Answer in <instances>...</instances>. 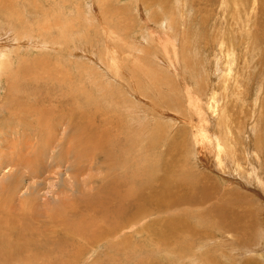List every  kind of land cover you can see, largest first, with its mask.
Instances as JSON below:
<instances>
[{
    "label": "rangeland",
    "instance_id": "rangeland-1",
    "mask_svg": "<svg viewBox=\"0 0 264 264\" xmlns=\"http://www.w3.org/2000/svg\"><path fill=\"white\" fill-rule=\"evenodd\" d=\"M40 1L43 2V6L47 9V14L52 13L51 17H55L53 26L54 47L46 46L51 50L46 52V57L48 58H45V55H40V58L49 59L51 56L52 58L45 64V69L29 63L26 64L27 69L25 70L35 73L36 77L34 75L22 76L21 82L30 87V92L26 97L27 101H30L32 105L36 102L37 109H51L57 121L56 124H52L53 133H49V140H51V142H48L49 148L47 143L40 142V140L43 141L44 137L39 136L38 140L34 141L33 145L36 146L32 147L33 150L28 149L27 155L25 154L27 149L22 148L25 150L21 153L23 156L18 157L16 150H13V155H10L9 146L13 144V141H16V144H18L19 137L20 139L22 137L23 139L26 138L28 141L29 135L27 136V134L19 132L22 131L19 128V131L17 130L19 134L17 135L9 136V131L8 135H6L7 132L5 130L0 132V137L3 136L5 139L3 137H1L2 140L0 139V200L6 199L9 203L16 206L19 199L26 197V199L31 200L30 203H36V207L41 210H43L44 206H46L44 207L45 210L46 208L54 210L57 208L56 205L60 209L59 206L63 207L65 205L66 207V204H62V202H68V213H61L60 215H67V217L71 218V215L77 213L79 210L80 205L76 199L82 201V195H90L96 189H100L101 185L108 180L107 171L109 177L112 178L113 172L110 169H113L117 165L116 175L132 170L136 172L134 174L135 179H133L136 182H142L145 175H147L148 166L156 164L163 169L162 161L164 153L168 154L169 150L170 153H177L182 159L181 165L173 166L175 168L174 174L179 173L182 182L192 185L193 190L202 188L206 194L210 195L216 190L215 187L219 186L220 182H223L226 185L229 184L228 187L230 186L231 190L238 191L241 194L245 192V195L251 196L250 203L252 204L249 205V212H247L248 214L245 217V224H248L249 227L248 236L245 238H239L238 236L237 239L236 236L234 237L231 234L226 235V237H220L219 235L217 237L213 235L211 228L207 227L206 230L203 229L204 225H197V233L201 231V234L199 236H197V233L195 234L194 244L210 239V246L204 244L205 246H201L196 254L200 253L208 259L211 258L210 260L219 262L224 260L223 257L227 258L226 254H230L229 250H231L233 253L231 255L232 260L235 257L239 259L240 256L245 255L247 261L251 258L255 259V257L257 259L254 261H259L260 258L255 253L250 254L249 257L246 255V252H250V248L254 247L255 238L258 237L256 233L260 232L264 227V203L261 202V200H264L262 190L264 185L256 184L253 181V177H249V183L245 184L237 178L238 175L236 176V174H228L225 170H214L212 165H207L209 162H206L205 166L203 164L198 165L190 157L189 151L191 147L190 136L195 130L191 132L186 122L180 119H184L183 116L187 112L191 113L184 92L190 79H192L191 82L195 79L202 80V64L204 63L202 56L205 55L204 46H209V42L212 36H214L213 32L218 31L222 33L223 39L225 38L223 40L224 50L222 57H226L224 52L227 47L235 55L233 59L236 64H234L235 67L233 66V70L235 71H233V74L236 73L235 76L240 80L242 88H245L244 94L247 96V100L253 105L255 103V106L256 102L259 101L258 107L261 106L262 110L259 122L261 120L262 122L259 123V126H256V124L255 126L257 128L260 127L264 133V118H262L264 117V0H255L256 10H253L251 14L249 12L252 10L254 0H236L237 5L235 7L230 2H227L228 8L225 10L228 11L225 15L229 19L228 21L224 19L225 15L222 17L219 12L222 0H184L185 6H183L182 10L186 18L184 22L186 25L182 24L181 20L183 16L177 10L180 8L179 6H182V3L176 0ZM11 4L13 5L12 0ZM10 8V4H5L1 9L0 18L7 19L6 13L9 12ZM241 10L246 12L245 18L242 16L244 13ZM232 15L233 17L237 15L242 16L244 18L243 22L240 19H236V22L235 20L231 21ZM165 18L167 22H170L166 24ZM165 24L169 26V30ZM0 25H4V23H0ZM163 26L166 30H164ZM10 31H7L3 36L7 37L10 35V39L7 42L11 46L8 48L14 47L16 43V40L13 39V33ZM171 31L173 32L172 35H174L169 37L168 40L169 43L170 41L175 42L176 57L180 59L179 64L176 63V67L179 68L178 70H180L182 76L185 75L186 77H176L175 71L171 70L168 62H166L167 60L162 54L161 48L155 45L156 42L151 44L149 41L153 39L155 41L159 34H163V36L166 34L167 36L168 33L171 34ZM66 33L69 34L67 35ZM102 34L105 35L103 36ZM141 36L144 37V42H147L139 41L141 40ZM184 38H188L192 45L198 46L194 52L189 44L180 43ZM124 40L123 44L125 46H122L121 42ZM21 44L22 49L27 48L23 43ZM209 48L210 46L207 49ZM168 49L170 60H172V49L171 47H168ZM35 50L32 52L33 54L36 52ZM44 50L43 48L39 49L40 53L44 52ZM216 51L214 49L211 50L207 59L210 60L212 57L211 53H216ZM117 54L118 56H116ZM114 55L116 56L115 59H113ZM156 55L158 58H156ZM27 56L30 55L24 54L23 57L28 58ZM222 57L221 60H223ZM119 58H123V62L122 59L119 61ZM164 62L167 64H164ZM222 63H219L221 70ZM121 67L122 72L133 71L134 76L139 79L141 89L138 88L136 91L129 90L125 92V86H120L117 80L105 74V70L121 71ZM12 68L13 66L11 70ZM127 68L130 69L128 70ZM49 71L53 72V76H48L50 75ZM146 75L149 79H147ZM45 76L50 77L51 80L45 79ZM142 76L148 80L145 83L147 86L141 83ZM201 83V87H203L205 84L204 82ZM233 83V81L229 82V85ZM39 86L41 87L39 88ZM6 87V79L2 77L0 79L1 95H4L8 90ZM170 87L173 92H170V95L165 94L164 96H169L167 97L168 99L164 97L160 101L161 94L163 93L161 89L163 88L162 90L165 92ZM190 88V91L194 92L197 87L190 86ZM156 95H158L157 98ZM171 96L175 98V102L171 100L172 98L170 99ZM1 97L0 102L3 100ZM251 98L257 100L254 101ZM171 103L174 106H170L169 104ZM140 109L143 113L140 112ZM128 110H130L129 113L126 112ZM80 113L83 114L80 117L81 120L74 116H78ZM11 114L8 109H1L0 107V120L3 118V122L6 118H11L14 121L16 117L6 116ZM70 114L72 117L74 116L73 120H71ZM45 119H47L46 114ZM75 122H80L78 132L76 130L77 127L72 124ZM165 124L168 126L169 132L165 130ZM236 125L238 124L236 123ZM26 127L30 131L36 128L31 120L28 121ZM157 128L159 132L156 134L159 137H162V134L165 132L164 135L166 137L163 138L168 142L170 141V134H172V136L180 141L179 146L173 145L169 149L170 146L164 141L157 140L154 143L151 134L153 129L157 131L155 130ZM183 128L186 131L185 137L182 132ZM31 133L33 132L31 131ZM263 133L261 134L264 136ZM30 136L29 139L34 140L33 134ZM182 137L187 138V140L183 138L185 140L182 142L183 146H181ZM38 142L42 143L41 153L38 149ZM130 145H132L131 148L126 150L127 146ZM247 147L248 150L243 154L251 155L252 157L254 153L253 146L248 145ZM206 149L207 151L205 152H208L211 156L214 148L208 145ZM78 156L79 158H77ZM129 156L133 158L128 160ZM263 173L264 171L259 176L264 183ZM235 178L237 179L234 181ZM254 189L259 190V194L253 191ZM232 196L234 201L238 200L235 195ZM221 197L226 198V196ZM40 206L42 207L39 208ZM54 206L56 207L54 208ZM242 207L246 208L245 206ZM9 215L12 214L6 212L5 216ZM57 218L58 216L55 217V220ZM92 220L93 218H91ZM92 230L93 228L91 227L86 232H91ZM46 234V238L50 239L53 246V242L51 241V236L53 235L48 231ZM36 237L37 239L40 238L39 242L42 241L41 237L38 235ZM224 238L229 239V242L223 243ZM111 240L109 239L110 242ZM140 240V235L136 234L133 240L134 244L138 246ZM85 241L89 242L88 240ZM116 245L120 246L121 244L116 243ZM61 246L66 248L65 250L80 251V255H78L79 261L68 257L62 260L63 264H121L119 259L112 258L110 260L111 252L113 251L112 249L110 250L109 243L106 240H102L101 243L94 247L91 244L87 247L81 242L78 246L77 243L72 244V246ZM223 250L225 252L222 253L221 251ZM127 252H129L127 254L131 253L130 251ZM145 253L144 251L136 252L139 257L144 256ZM164 254L166 255V253ZM69 255H72V252H69ZM131 259L132 264H135L133 258ZM19 261L15 259L9 264H22ZM166 261L172 264L169 261L168 255H166ZM260 261V264H264V259ZM227 263L232 264L230 261L225 264ZM125 264L128 263L126 262ZM233 264L238 263L233 262Z\"/></svg>",
    "mask_w": 264,
    "mask_h": 264
},
{
    "label": "bare ground",
    "instance_id": "bare-ground-1",
    "mask_svg": "<svg viewBox=\"0 0 264 264\" xmlns=\"http://www.w3.org/2000/svg\"><path fill=\"white\" fill-rule=\"evenodd\" d=\"M176 1L182 3V6H179L180 8L177 10H179L180 14L183 16L181 20L182 24L186 25V23H184L186 18L184 11L182 10L183 6H185V1ZM227 2L233 4V7L237 5L236 0H225L224 3L222 0V6L219 8L222 17H224L228 11L225 10L228 8V4H226ZM7 3L11 5L9 12L6 11L7 19L0 18V23H4V25H0V79L2 77L6 79V89L8 90L6 92L4 91L5 94H2L3 97H1L2 95L0 94V97L3 99L0 102V107L1 109H8L10 114L12 113L11 115L6 116H14L16 118L14 121H12L11 118H6L4 122L2 118V121L0 120V132L5 130L7 132L6 135H8L9 131V136L17 135L19 132L27 134V136L29 135V138L31 137V134L34 136V140L28 138V141L30 142H28L26 138H24L25 141L23 137L22 139L19 137L17 141L18 144H16V141H13V144L9 146V152H11L10 155H13V150H16L18 157L21 155L23 156L21 153L26 149L25 154H27L28 149L33 150L32 147L36 146L33 145L34 141L36 139L38 140L39 136L44 137V139H42L43 141L40 140V142L47 143L49 148L50 145L48 142H51V140H49V133H53L52 124H56L57 121L54 114L51 112V109H37V103L35 101L33 105L30 101H27L26 97L30 92V87L21 82L22 76L24 77L25 75L35 74L25 70L27 69L26 64L29 63L41 69H45V64H47L49 59L52 58L51 56L49 59H43V57H41V59L40 55H45L44 57L48 58L46 57V52L51 50L46 46L52 47L54 44L53 26L55 17H51L53 15L52 13L47 14V9L43 6V2L40 0H12L13 5L11 4V0H0V13H2V7ZM252 4L253 6L251 12H249L250 14L253 10H256L255 0ZM243 13L242 16L245 18L246 12ZM242 16L237 15L236 17H233L232 15V18L234 19L231 18V21L235 20L236 22V19H240L243 22L244 18ZM226 17L227 16L225 15L224 19L228 21L229 19ZM165 21L166 24L170 22H167L166 18ZM166 24L165 26L169 30V26ZM9 30L12 31L10 32L13 33V39L16 40L15 46H12L11 48H8L11 45L7 42V40L10 39V35L3 37ZM164 30L166 29L164 28ZM172 33L173 32L171 31V34L168 33L167 36L166 34H164L165 36L159 34L155 41L154 39L149 41L151 44L156 42L155 45L161 48L160 50L167 60L166 62H168L171 70L175 71L176 77H184L185 75L182 76V73L178 70L179 68L176 67V63L180 61V59H177L178 57H176V44L173 41H170L169 43L168 40L169 37L174 35H172ZM213 34L214 36H212L209 42L210 48L207 49L209 46H204L205 55L202 56L204 60V63L202 64V80L195 79L191 82L192 79L188 81L185 78L188 81V84L187 86L185 85L186 89L184 95L188 101V107L190 108L191 113L187 112L183 116L184 119L180 120L186 122L191 132L195 130L190 136V157L194 159L198 165L203 164L205 166V164H207L206 162H209L207 165H212L214 170H225L228 174H236V176L238 175L237 178L242 180L245 184L249 183V177H253V181H255L256 184L264 185L259 176V174L264 171V136L261 134L263 133V130L260 129V127H256L262 122V120L259 122V116H261L262 112L261 106L258 107L259 101L256 102L255 106V103L253 105L247 100V96L244 94L246 91L245 88H242L240 80L235 76L236 73L233 74V66L235 67L234 64H236L233 59L235 55H233L230 52V48L227 47L224 52L226 57H222L224 50L223 40L225 38L223 39L221 32L214 31ZM125 40L121 42L122 46H125V44H123ZM139 41L144 42V37L141 36V40ZM21 43L27 48L22 49ZM180 43L189 44L193 49V52L198 47L195 44L192 45L188 38H184ZM168 47H171L172 49V60H170L168 54ZM182 47L184 46L182 45ZM41 48L47 50L40 53L39 49ZM34 49H36V52L33 54L32 52ZM213 49L217 51L216 53H211L213 58L211 57L210 60H208L207 56ZM24 54L30 56L24 58ZM103 54L105 55V53ZM116 56H118V54ZM116 56L114 55L113 59H115ZM221 57L223 60H221ZM156 58H158L157 55ZM121 59L123 62V58ZM121 59L119 61H121ZM130 61H132V59H130ZM166 62H164V64ZM220 62L224 63H222V70L220 68L221 65H219ZM12 66L13 68L11 70ZM49 74L50 75L48 76H53V72L51 73V71H49ZM105 74L107 76L110 75L112 79L117 80V82L120 83V86H125V92L129 90L136 91L138 88L141 89V86H139V79L134 76L133 71L122 72L121 67V71L105 70ZM34 77L36 76L34 75ZM46 78L51 80L50 77L45 76V79ZM147 79L149 78L147 77ZM147 79L142 76L141 83L144 86H147L145 85L148 81ZM232 81L234 83L229 85V82ZM201 82H204L205 84L203 87H201ZM41 86H39V88ZM190 86L197 88L193 92L190 91ZM170 88L169 90L166 89L165 92L162 90L163 88L161 89L163 93L161 94V100L158 98L160 101L166 97L164 96L165 94L170 95V92H173L172 88ZM161 91H159V93H161ZM48 92L47 94L49 95ZM157 96L158 95H156V98ZM170 99L175 102L174 97L171 96ZM253 100L256 101L257 99ZM169 105L174 106L173 103ZM129 111L130 110L126 112L129 113ZM140 112H142V110ZM35 113L36 115L34 116ZM45 114L47 119H45ZM74 116L79 119L83 114L80 113V115H78L79 117L77 115ZM74 116L72 117L71 115V120H73ZM29 120H31L32 124L36 127L35 130L31 129L33 132L31 134V131L26 127ZM236 123L238 125H236ZM72 124L77 127L76 130L78 132L80 122ZM18 128L22 131H19ZM155 130L157 131H154L153 129L151 134L154 143L157 140L164 141L170 146L169 149H171L173 145L176 147L179 146L180 141L172 136V134H170V141L167 142L163 138L166 137V135H164L165 132L162 134V137H159V135L156 134L159 132L158 128ZM165 130H169L167 125L165 126ZM182 132L184 136L186 132L184 128L182 129ZM184 137L181 139V146H183L182 142L187 140V138L185 139ZM50 144L52 145V143ZM38 145L39 152L41 153L40 150L42 149V143L38 142ZM208 145L214 148L211 152V156L208 152H205L207 151L206 147ZM248 145L253 146L254 153L252 154V157L251 155L248 156L243 154L248 150ZM131 146L132 145L127 146L126 150H129ZM169 153V150L168 154L164 153V159L162 161L163 169L156 164L147 167V175H145L142 182H136L134 180V174L136 172H133L132 170L124 171L120 175H116L115 172L118 169V166L116 165L113 169H110L113 172L112 178L109 177L107 171L108 180L101 185L100 189H96L94 193L90 195H82V201L76 199L80 205L79 210L77 213L71 215V218L69 216L67 217V215H60L61 213H68V202H62V204H66V207L65 205L63 207L59 206L60 209L58 208V205H56L57 208L54 210H50L49 208H46L45 210L44 207L46 206L41 210L36 207V203H30L31 200L26 199V197L24 199H19L16 206L9 203L6 199L0 200V264L12 263L15 259L20 260L19 263L22 264H63L62 260L68 257H72L79 261L78 255H80V251L75 250L76 252H73L69 251V249L65 250L66 248H63L61 245H64L65 247L77 243L78 246L81 242L87 247L90 244L94 247L101 243L102 240L108 241L110 250L112 249L113 251L111 252L110 260L112 258L119 259L121 264H125L126 262L132 264L131 258H133L135 264H168L169 262L166 261V255H168L169 261H171L172 264H176L177 262H179L178 264H198L199 261V264H225L228 261L232 262V264L233 262H237L238 264H257L258 262V264H260V260L263 261L264 259V227L260 232L256 233L258 237L255 238L254 247L250 248V252H246V255L249 257L250 254L255 253L260 258H258L259 261H254L257 257H255V259L251 258V261H247L245 255L240 256L239 259H236L235 257V259L232 260L231 255L233 253L231 250H229L230 254H226L227 258L223 257L224 260L219 261L220 263L210 260L211 258L208 259L200 253V255L196 254L204 244L210 246V239L194 244L193 241L195 239V234L197 233V225H204L203 229H206L207 227L211 228L213 235L217 237L218 235L220 237H226V235L231 234L234 237L236 236L237 239L238 236L239 238H245L248 236L249 227L248 224H245V217L246 214H248L247 212H249V205L252 204L250 203L251 196L249 197L245 195V192L241 194L238 191L231 190V188H229L230 186L228 187L229 184L226 185L223 182H220V185L216 186V190L210 195L206 194L202 188H196V190H193L192 185L182 182L179 173L174 174L175 168H173V166H179L182 164L181 157L175 152ZM77 158H79V156ZM131 158L133 157L129 156L128 160ZM237 178H235L234 181ZM216 183H218V181H216ZM262 190L264 196V186L262 187ZM206 191L208 190L206 189ZM253 191L259 194V190L254 189ZM232 195H235L238 200L234 201ZM221 196H226V198ZM263 201L264 200H261L262 203H264ZM56 206H54V208ZM242 206H245L246 208H243ZM41 207L42 206L39 208ZM6 212H9L12 215L5 216ZM57 216L58 218L55 220V217ZM91 218H93L94 221H91ZM91 227L93 230L91 232H86V230H89ZM213 228H215V230H213ZM47 231L53 235L51 236L53 246L50 239L46 238ZM136 234H139L141 239L138 246L134 244L133 241ZM200 234L201 231L197 233V236ZM37 235L41 237V242L38 241L40 238L37 239ZM109 239H112L111 242ZM116 239L117 241H115ZM85 240H88L89 242ZM226 242H229V239L224 238L223 243ZM116 243L121 245L118 246ZM127 251H130L131 253L127 254L129 253ZM135 251H144V253H146L144 256L139 257ZM69 252H72V255H69ZM221 252L223 253L225 250ZM164 253H166V255Z\"/></svg>",
    "mask_w": 264,
    "mask_h": 264
}]
</instances>
